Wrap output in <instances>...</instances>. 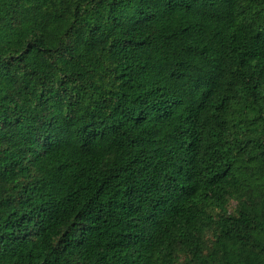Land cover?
Returning a JSON list of instances; mask_svg holds the SVG:
<instances>
[{
	"label": "trees",
	"instance_id": "16d2710c",
	"mask_svg": "<svg viewBox=\"0 0 264 264\" xmlns=\"http://www.w3.org/2000/svg\"><path fill=\"white\" fill-rule=\"evenodd\" d=\"M0 264H264V0H0Z\"/></svg>",
	"mask_w": 264,
	"mask_h": 264
}]
</instances>
